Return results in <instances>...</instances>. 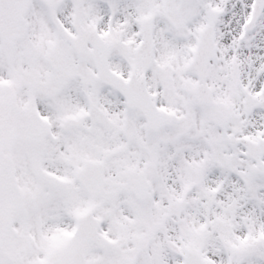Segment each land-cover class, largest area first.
Instances as JSON below:
<instances>
[{
    "label": "snow or ice",
    "instance_id": "6c2138e0",
    "mask_svg": "<svg viewBox=\"0 0 264 264\" xmlns=\"http://www.w3.org/2000/svg\"><path fill=\"white\" fill-rule=\"evenodd\" d=\"M0 264H264V0H0Z\"/></svg>",
    "mask_w": 264,
    "mask_h": 264
}]
</instances>
